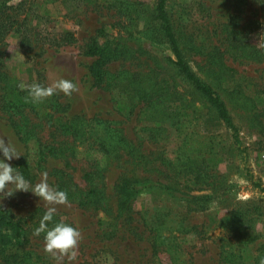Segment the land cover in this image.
<instances>
[{"label":"rangeland","instance_id":"obj_1","mask_svg":"<svg viewBox=\"0 0 264 264\" xmlns=\"http://www.w3.org/2000/svg\"><path fill=\"white\" fill-rule=\"evenodd\" d=\"M17 1L11 0L8 4ZM23 2L19 20L25 26L33 27L34 32L43 36L70 30L77 40L59 47L38 44L32 52L26 53L19 46L18 30L13 29L0 38V137L7 140L8 136L21 152L27 151L26 158L33 166L38 158L37 140L31 138L27 144L20 141L2 107L9 100L23 104L25 111H30L32 120L38 119L43 124L40 132L43 140L49 134L46 119H40L46 116L47 97L35 102L28 91L21 92L25 89H20L18 84L40 82L48 85L67 78L76 83L77 90L71 96L56 92L60 101L68 104V109L53 117L62 114L65 120L81 114L94 119L93 124L97 127L109 121L134 148L132 157L119 151L106 159L94 149L95 145L76 147V155L67 170L80 187L85 186L82 170L88 162L107 163L104 184L111 213L84 208L71 201L56 204L57 213L80 230L75 255L70 258L65 254L58 261L45 250L44 239L30 234V242L25 247L36 253L33 259L38 264H227L222 263V257L235 253L241 254L246 264H254L256 247L264 240V61L234 59L225 53L222 27L231 21L239 25L258 22L264 26V8L260 3L257 0H168L175 26L192 40L187 44L194 49L188 53L193 69L218 90L237 124L240 143L235 145L228 129L206 117L207 108L201 102L195 103L196 111L188 108L161 122L141 104L129 105L118 87L109 90L93 84L88 72L93 57L83 53L85 44L92 38L98 43L115 39L126 45L125 50H143L139 59L108 63L107 69L111 73L125 68L144 72L152 64L150 55H171L166 44L148 39L144 33L151 25L148 22L153 15L154 0ZM199 3L203 4V9ZM100 28L104 33H100ZM260 39L259 29L251 33L253 43L258 44ZM208 51L214 63L209 61L203 67ZM221 64L231 71L223 72ZM217 71L219 78H216ZM160 125L162 127L155 128ZM190 143L202 147L200 156L205 157L213 176L211 186H215L213 189L218 194L205 210H196V204L184 197L173 196L154 184L138 192L126 212L116 219L112 217L116 203L114 185L122 174L158 177L163 168L160 158L175 160L178 154L185 155ZM17 158L9 162L13 165ZM63 162L59 156H47L44 168L30 181L36 184L46 173L49 184L55 187L51 169L62 167ZM211 186L189 191L182 184L178 185L190 194L210 192ZM0 206L23 216L36 206L47 209L51 205L31 191L17 190L10 197L0 198ZM239 207L246 218H251L248 221L250 227L244 229L241 243H231L230 235L223 227L227 222L223 220ZM157 232L170 236L171 240L181 233V238H177L180 245L176 253H154L149 236Z\"/></svg>","mask_w":264,"mask_h":264},{"label":"trees","instance_id":"obj_2","mask_svg":"<svg viewBox=\"0 0 264 264\" xmlns=\"http://www.w3.org/2000/svg\"><path fill=\"white\" fill-rule=\"evenodd\" d=\"M10 1L0 0V38L13 29L18 30L19 46L26 53L32 52L38 44L42 46L47 43L48 46L59 47L76 42L77 39L70 30L51 36H43L34 32L33 27L30 29L19 20V11L24 6L23 0L8 4ZM260 5L264 8V4ZM199 6L204 8L201 3ZM148 24L151 25L144 31L146 37L157 40V43L161 45L166 44L171 55L148 56L152 64H149L144 72L142 70L130 71L125 68L117 73H111L107 69L108 63L119 59H139L143 50H125L126 45L115 39L98 43L92 38L85 44L83 53L93 57V61L88 66L93 84L109 90L118 87V90H122L127 97L129 105L130 103L132 106L141 104L144 110L149 111L155 119L161 122L173 115L183 113L188 108L196 111L195 103L201 102L207 108L204 113L206 117L228 129L234 144L239 145L237 124L225 100L210 82L197 74L190 63L188 53L194 49L188 46L187 42L191 43L192 40L175 26V21L168 8V0H154L153 15ZM257 29L261 33L258 44L251 41V33ZM100 33H104L103 28H100ZM223 34L225 42L223 51L230 57L255 62L264 61V26L261 27L258 22H249L244 25L232 21L224 23ZM196 53L201 52L196 51ZM212 58L211 52L208 51L203 67L209 61L214 63L211 61ZM144 60L148 61L147 58ZM221 66L223 72L231 71L230 68L222 64ZM219 77L220 73L217 71L216 78ZM26 91L27 89L21 92ZM46 104L48 108L46 116L40 119H46L49 134L43 140L40 135L43 124L38 119L32 120L30 111H25L23 104H14L9 100L3 105L2 109L8 113L9 122L17 138L24 144H27L31 138H35L38 142V158L33 166L26 158L27 151L14 160L13 166L26 178L33 180L36 172L44 168L47 156H59L64 161L63 166L51 169L55 187L66 191L68 201L75 202L84 208L91 207L95 210H103L106 214L111 213L108 211L111 204L107 202L104 184L107 163L102 165L99 160L88 162L82 170L84 187L78 185L67 167L70 166L71 159L76 155V147L79 145L87 144L90 148L95 145L94 149L96 148L108 159L110 155L119 151L125 152L127 157H132L134 148L131 141L125 138L119 132L120 130L109 121L102 122V126L97 127L93 124L94 119L81 114H75L65 120L62 114L53 117L55 113H64L68 109V104L60 101L57 93L47 97ZM159 127L162 125L155 128ZM196 144H188L185 155L178 154L175 160L160 158V165L163 168L159 170L158 177L122 174L114 185L116 203L112 217L116 219L126 212L138 192L154 184H158L162 190L173 196L184 197L188 202L196 204V210H205L207 205L218 197V194L213 189L215 186H211L213 176L209 173L205 157L200 156L202 147ZM177 184H182L189 191H200L209 185L211 190L201 194H190L188 190L181 189ZM45 211L46 209L42 206H36L28 215L18 216L10 209L0 206V264H38L37 260L33 259L37 256L36 253L25 246L30 242V234L44 239V233L35 235L34 229L39 225ZM54 220H63L74 226L70 220L62 218L57 212ZM250 220L251 218L244 216L241 207L226 216L223 221L227 223L222 225L228 231L231 243L243 241V232L245 228L250 227L248 222ZM135 235L141 236V234ZM180 235L181 233L173 236L171 240L170 236L160 235L157 232L150 234L149 243L154 253L166 252L168 255H173L180 245L177 240L181 238ZM221 261L227 264H246L241 254L235 253H227ZM253 263L264 264V240L256 247Z\"/></svg>","mask_w":264,"mask_h":264},{"label":"clouds","instance_id":"obj_3","mask_svg":"<svg viewBox=\"0 0 264 264\" xmlns=\"http://www.w3.org/2000/svg\"><path fill=\"white\" fill-rule=\"evenodd\" d=\"M257 3L264 4V0H257ZM21 57H23L22 54ZM18 87L27 89L29 97L35 102L50 97L57 91H62L66 96H71L77 90L76 83L67 78H60L48 85L40 82H20ZM22 154L24 153L18 149L16 143L10 140L8 136L7 140L0 137V198L10 197L17 190H21L31 191L49 202L51 206L43 213L39 225L34 229V234L44 233L45 250L55 256L58 261L62 260L65 254L72 258L75 255L74 249L81 238L80 230L71 223L54 220L57 212L55 205L69 202L67 193L50 185L46 173L36 184L26 178L22 172L9 162Z\"/></svg>","mask_w":264,"mask_h":264}]
</instances>
